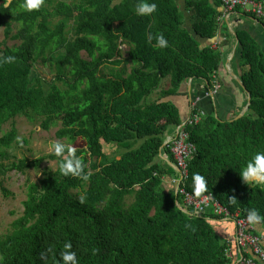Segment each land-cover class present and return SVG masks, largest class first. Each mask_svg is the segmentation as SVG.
I'll list each match as a JSON object with an SVG mask.
<instances>
[{"label": "trees", "instance_id": "obj_1", "mask_svg": "<svg viewBox=\"0 0 264 264\" xmlns=\"http://www.w3.org/2000/svg\"><path fill=\"white\" fill-rule=\"evenodd\" d=\"M138 2L43 0L29 13L19 7L23 0H0V28L7 39L21 41L12 47L0 41V60L15 57L0 63V130L12 124L0 139V190L8 194L11 172L41 168L47 160L61 168L79 158L88 177L47 168L30 182L24 215L0 235V264H60L65 251L75 252L78 264H241L242 255L264 263L254 247L237 240L249 209L264 217V185H248L239 175L264 151V52L245 31L236 32L240 57L234 58L251 95L249 109L232 121L205 114L189 128L198 151L185 188L226 209L210 206L197 214L174 182L177 161L166 145L194 105L184 119L176 104L152 97L167 78L172 88L162 99L192 78L213 88L233 50L225 49L232 34L221 24V0H186V6L147 0L157 5L147 16L136 15ZM222 29L226 39L216 45ZM161 34L165 48L156 46ZM49 63L56 77L47 90L37 66ZM20 117L45 131L61 126L64 153L7 163L8 150L20 143ZM195 173L206 180L199 196ZM244 234L258 238L264 250V220Z\"/></svg>", "mask_w": 264, "mask_h": 264}, {"label": "crops", "instance_id": "obj_2", "mask_svg": "<svg viewBox=\"0 0 264 264\" xmlns=\"http://www.w3.org/2000/svg\"><path fill=\"white\" fill-rule=\"evenodd\" d=\"M181 5L186 6V0H180ZM224 13V8L222 7ZM238 14H233L230 21H224L221 24L228 27L229 34H232L229 46L226 47V51L230 52L231 46L234 47V33L238 30L245 31L253 40H255L264 52V22H258L255 17L245 15L242 11H236ZM233 24V29L229 27V24ZM218 35L217 41L214 44L225 41V31L222 29ZM237 34V33H236ZM234 41L232 42L231 40ZM215 45V46H216ZM231 45V46H230ZM230 52L225 62V68L219 72V82L221 89L217 94L211 93V88H207L206 82L189 80L185 82L177 95L167 96L162 99V92L164 90H170L172 88L171 80L154 94V99L160 102H173L179 108L182 117H186L190 114L191 104L193 103L194 108L202 110L205 114L215 115L220 117L222 120H234L246 107L247 105V94L242 89L240 83L236 79L240 78L241 68L239 62L236 60L235 55L240 57L239 45L235 52ZM236 76V77H235ZM215 87H213L214 89ZM177 129L173 128L169 134V138L176 135ZM229 234V233H228ZM230 235V234H229Z\"/></svg>", "mask_w": 264, "mask_h": 264}, {"label": "rangeland", "instance_id": "obj_3", "mask_svg": "<svg viewBox=\"0 0 264 264\" xmlns=\"http://www.w3.org/2000/svg\"><path fill=\"white\" fill-rule=\"evenodd\" d=\"M12 33H17V27ZM0 41H6V45L9 47L21 44V41L7 39L3 28H0ZM123 48L127 49L125 45ZM84 57L89 58L87 53H84ZM37 68V73L43 76L44 81H46V89L49 90L56 77L52 71L51 63L47 66L38 65ZM170 80L171 78L165 79L163 85L167 86ZM152 100H155L154 96ZM17 127L19 129L20 143L14 146L13 149L8 150L9 154L5 160L7 163L21 161L25 158L33 162L54 153L51 150L53 143H68L67 139L61 140L57 136L61 126L45 131L42 127L31 124L26 118L20 117L17 119ZM11 129L12 124H8L0 130V139ZM107 150L112 152L111 149L107 148ZM47 168H51L54 171L60 170L57 161L47 160L42 164L41 168L32 167L27 169L26 172L15 170L9 174L6 182L8 194L0 190V235H6L11 232L14 228V222L24 215L25 202L28 199V185L30 182L40 181Z\"/></svg>", "mask_w": 264, "mask_h": 264}, {"label": "built area", "instance_id": "obj_4", "mask_svg": "<svg viewBox=\"0 0 264 264\" xmlns=\"http://www.w3.org/2000/svg\"><path fill=\"white\" fill-rule=\"evenodd\" d=\"M223 8H224V14L222 16V21H230V18L233 14L236 13V10L238 8H241L240 11H242L246 15H250L255 17V19L258 22L264 21V0H221ZM229 27L233 29V24H229ZM237 41H234V48L236 47ZM194 79H190L189 81L192 82ZM214 84L215 88L211 90V93L217 94L218 91L221 89V84L218 81V78L214 76ZM205 113L200 110L194 108L192 111V114L188 117L187 120L183 122L182 125H180L177 129L176 135L170 137L166 143L167 146H171V151L175 155L176 161H177V170L179 172L180 179H175L174 182H177L180 184L179 186V192L182 194H185L187 196L186 203L189 205H195L197 208V214H202L205 212V208H208L210 206L213 207V209L216 210L218 213L226 212V209L224 206L218 202L212 201L211 196H205L202 197V199L197 198L194 194L188 192L185 188L186 183L189 180L190 173H189V163L195 158L197 154V145L192 141V136L189 128L196 126L201 123L203 116ZM166 159H169V155L165 154L164 156ZM183 185V187H181ZM212 204V205H211ZM185 210H187L185 208ZM240 235L238 236V241L241 242L243 247H254V250L257 254H259V257L264 262V250L262 249V245L259 244L258 238H253L249 235L244 234V230L246 227H248L250 224L247 222V220H240ZM262 243L264 245V237H261ZM239 263L241 264H256L249 258H246L242 255V258L240 259ZM264 264V263H263Z\"/></svg>", "mask_w": 264, "mask_h": 264}, {"label": "clouds", "instance_id": "obj_5", "mask_svg": "<svg viewBox=\"0 0 264 264\" xmlns=\"http://www.w3.org/2000/svg\"><path fill=\"white\" fill-rule=\"evenodd\" d=\"M42 4H43V0H23V3L20 4L19 7L24 12L30 13L32 11L39 10ZM156 8L157 5L155 3H148L147 0H139L135 8V13L138 16H147L154 13L156 11ZM151 39L152 37L149 36V40ZM156 46L159 48L167 47V40L162 34L156 37ZM237 46H238V41H237ZM14 59L15 57L13 56L4 57L3 60H0V63H11ZM210 90H213V88H211ZM51 150L54 151V153L59 157L64 153L65 146L56 142L51 145ZM68 151L69 153H71L72 149H68ZM60 170L64 175L71 174L75 176H80L81 179L83 180L88 179L87 175H82V163L79 160V158H69L63 161L61 163ZM239 175L243 180V182H245L248 185L250 184L264 185V151L256 152L252 156V158L247 161V163L245 164ZM205 190H206L205 178L199 173H195L193 175L194 193L197 196H199ZM246 220L249 224L255 225L260 223L262 220H264V217H262L255 208H252L247 211ZM65 247L70 248L71 245H66ZM60 264H78L76 253L73 251H65L61 253Z\"/></svg>", "mask_w": 264, "mask_h": 264}, {"label": "water", "instance_id": "obj_6", "mask_svg": "<svg viewBox=\"0 0 264 264\" xmlns=\"http://www.w3.org/2000/svg\"><path fill=\"white\" fill-rule=\"evenodd\" d=\"M233 33H234V36H235V38H236V40L238 41V38H237V34L235 33V31H233ZM236 47H237V44H236ZM235 47V48H236ZM235 48H234V52H235ZM236 77V76H235ZM236 79L238 80V82L240 83V85H241V87H242V89L244 90V92L247 94V105H246V107L244 108V110L234 119V120H236V119H239V118H241V117H243L244 115H245V113L248 111V109H249V106H250V101H251V95H250V93H248V91L246 90V88H245V86L243 85V83H242V81H241V79L237 76L236 77Z\"/></svg>", "mask_w": 264, "mask_h": 264}]
</instances>
